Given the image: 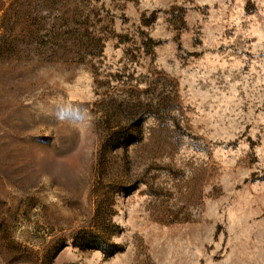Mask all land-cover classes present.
Here are the masks:
<instances>
[{
    "label": "rangeland",
    "instance_id": "obj_1",
    "mask_svg": "<svg viewBox=\"0 0 264 264\" xmlns=\"http://www.w3.org/2000/svg\"><path fill=\"white\" fill-rule=\"evenodd\" d=\"M0 264H264V0H0Z\"/></svg>",
    "mask_w": 264,
    "mask_h": 264
}]
</instances>
